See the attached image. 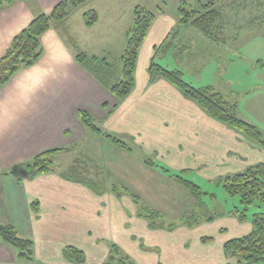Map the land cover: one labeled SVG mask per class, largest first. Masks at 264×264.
Returning a JSON list of instances; mask_svg holds the SVG:
<instances>
[{
    "label": "crops",
    "instance_id": "crops-1",
    "mask_svg": "<svg viewBox=\"0 0 264 264\" xmlns=\"http://www.w3.org/2000/svg\"><path fill=\"white\" fill-rule=\"evenodd\" d=\"M63 1L15 0L0 8V58L35 17L50 14ZM77 7L70 8L63 21H53L41 36L39 60L0 88V175L45 152H52L54 168L33 178L19 174L0 178V225L13 226L19 237L33 244L32 260L23 262L0 241V264H71L63 256L65 247L81 251L83 264H106L112 245L134 264L229 263L224 244L246 235L250 228L230 219L208 225L188 216L197 203L172 177L193 171L217 181L260 163L263 149L248 145L241 134L210 118L175 87L162 79L150 81L148 74L155 58L156 64L180 71L183 78L196 76L198 87L186 82L192 87L214 90L213 84H202L199 77L194 47L202 43V35L190 26H180L177 12L174 16L164 9L154 18L138 51L133 90L117 101L76 56L117 62L135 7L120 30L113 27L114 19L111 27L102 26L92 6L80 11ZM89 11L97 16L91 26L84 20ZM112 34L119 40L116 52L103 47L104 37L112 41ZM166 39L172 47L154 56V48ZM79 111L100 121L103 131L123 139L128 150L106 146L101 136L81 125L76 118ZM95 144L104 157L106 146L118 160L115 172H110L113 179L65 178V170L78 169L72 159L63 162L73 147L86 152ZM161 162L163 166L156 164ZM148 210L159 217L147 220ZM184 217L193 226L184 224ZM197 221L200 224L194 225ZM170 224L174 225L171 230ZM228 228L234 232L219 237Z\"/></svg>",
    "mask_w": 264,
    "mask_h": 264
},
{
    "label": "trees",
    "instance_id": "trees-1",
    "mask_svg": "<svg viewBox=\"0 0 264 264\" xmlns=\"http://www.w3.org/2000/svg\"><path fill=\"white\" fill-rule=\"evenodd\" d=\"M13 1L15 0H0V8ZM87 1L89 0H64L50 14H42L35 17L13 39L9 49L0 58V88L19 70L28 68L39 60L42 55L40 38L50 29L51 23L53 21H63L68 17L70 8L82 5ZM215 3L216 0H194L191 5L180 1L177 8L178 24L194 28L209 42L214 44L223 43L224 22L221 11L215 8ZM162 6H165V4ZM155 12L139 6L134 8L133 21L127 32L124 51L117 62L112 61L109 63L107 59L88 58L84 54L76 56L78 63L85 67L94 79L102 84L117 101L125 99L134 88V71L138 51L147 36L154 18L164 12V8L156 7ZM84 20L87 26H91L96 22L97 16L95 12L89 11L84 14ZM171 47V44H168L166 39L162 45L154 48V56L164 54ZM148 74L150 81L155 79L164 80L179 90L184 97L198 105L210 118L243 135L260 148H264V141L261 138L260 131L253 125L241 120L237 116L236 105L226 100L221 94L214 92L212 88L192 87L184 81L180 71L167 70L159 66L155 63V58L150 63ZM76 118L92 134L101 136L106 142L122 150H128L126 144L120 139L97 128L95 120L88 113L79 111L76 113ZM53 171L52 152H45L1 174L0 178L13 174L33 178ZM162 172L167 173L168 171L162 169ZM64 177L69 180L73 179L66 175ZM172 178L175 183L184 188L193 197L197 203L198 212L196 211V214H201L199 207L203 206V204H201L200 196L203 193L200 188L194 183L183 179L180 175H175ZM217 181V185L222 187L224 194L228 198L238 199L240 210L236 209L233 215L239 222L246 221L248 208L255 207L258 210L250 218V231L246 235L232 239L224 244V256L235 261L234 263L226 264H264V162L251 165L242 172L219 178ZM112 191H115V189ZM122 192L127 193L125 190ZM130 197L135 203L138 202L135 196L130 195ZM157 217H159L157 213L149 210L144 215V218L149 221H154ZM214 220L215 217L208 216L200 219V221L208 223ZM182 222L189 227L193 226L192 223H188L185 217ZM197 224H200V222L194 223V225ZM173 227L174 225L170 224L168 228L171 230ZM0 241L16 251L17 257L21 261L29 262L32 260V242L29 239L19 237L13 226L0 225ZM63 256L71 264H83L84 262L83 253L74 247H65ZM106 264H134V262L120 254L117 246L112 245Z\"/></svg>",
    "mask_w": 264,
    "mask_h": 264
},
{
    "label": "rangeland",
    "instance_id": "rangeland-1",
    "mask_svg": "<svg viewBox=\"0 0 264 264\" xmlns=\"http://www.w3.org/2000/svg\"><path fill=\"white\" fill-rule=\"evenodd\" d=\"M180 1L191 5L194 2V0H89L87 6L81 5L76 9L80 11L84 7L92 6L100 14L102 26L105 23L106 27H111L112 19H114L113 27L116 30H120V27L126 24L128 12L132 10V7L139 6L154 13H156V7H161L167 13L175 16ZM164 4L165 6H162ZM215 8L220 10L222 14L224 42L214 44L201 36V39H203L202 43L194 47L195 57H199L200 61L199 77L201 83L213 84L212 87L217 93H220L226 100L235 104L237 116L256 127L264 141V0H216ZM130 24L131 19L125 26L129 27ZM110 38L112 41L104 37L103 47L109 49L112 47V52H116L119 40L113 34ZM203 43L205 46H203ZM195 79H197L196 76L191 78L184 77L185 82L198 87L199 83ZM95 125L97 128L104 130L100 121L95 122ZM241 136L244 137L243 135ZM99 139L101 138L99 137ZM121 140L123 141V139ZM247 141L248 145L253 143L249 140ZM104 144L112 146L107 142H104ZM106 146L103 148L106 157L103 156L104 153L99 148V145L95 144L86 147V152L82 148L76 150L77 147H73V152L67 159L58 161H63L66 164L71 159L74 160L73 162L75 163L73 164L78 169L74 171L65 170L66 176L71 178L109 179L112 178L110 172H115L114 168L118 167L115 165L118 160L114 161L111 155L112 150L109 151ZM112 147L115 148L114 146ZM130 147L134 149L132 145ZM260 149H263L260 152L263 159L259 158L257 162H264V148ZM246 153H250L249 157L252 156L249 148L246 149ZM135 155L137 156L138 154ZM152 161L154 160L152 159ZM104 163L109 171L104 168ZM162 163L156 164L163 166ZM58 168L64 170L61 165ZM182 177L198 186L203 193L200 196L203 206L200 205L201 207H198L205 216L196 214L197 205L192 207L191 212L187 213L188 216L190 214L192 217L198 218V220L207 216L215 217L211 225L223 223L225 220L230 219L240 223L241 227L248 226L251 228L250 218L254 212L258 211L255 207L248 208L245 222H239L233 215L236 209L240 210L238 199L228 198L224 194L222 187L217 185L218 181L205 180L193 171H186L182 174ZM105 187L109 188L110 185H105ZM142 205L145 204L142 203ZM230 232H234V230L228 228L226 232L219 233V237L229 235ZM214 240L216 241L217 239L214 238ZM234 262V260L229 259V263Z\"/></svg>",
    "mask_w": 264,
    "mask_h": 264
}]
</instances>
